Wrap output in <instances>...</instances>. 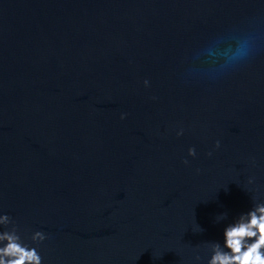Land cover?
<instances>
[{
  "label": "water",
  "instance_id": "obj_1",
  "mask_svg": "<svg viewBox=\"0 0 264 264\" xmlns=\"http://www.w3.org/2000/svg\"><path fill=\"white\" fill-rule=\"evenodd\" d=\"M255 203L264 0H0V231L42 264H207Z\"/></svg>",
  "mask_w": 264,
  "mask_h": 264
},
{
  "label": "clouds",
  "instance_id": "obj_2",
  "mask_svg": "<svg viewBox=\"0 0 264 264\" xmlns=\"http://www.w3.org/2000/svg\"><path fill=\"white\" fill-rule=\"evenodd\" d=\"M248 54L249 50L244 44L238 45L229 58L228 65L245 59ZM188 155L194 156L195 150L189 148ZM244 215L245 213L241 214L237 220L224 227V250H219V242H213V252L207 264H264V203H255L246 212V222ZM9 223L7 215H0V225L7 226ZM44 239L45 236L39 231L31 237L33 242ZM0 264H42V260L36 248L24 243L13 226L10 230L0 231Z\"/></svg>",
  "mask_w": 264,
  "mask_h": 264
}]
</instances>
